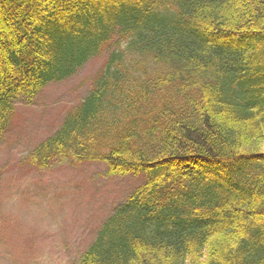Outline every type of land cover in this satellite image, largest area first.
Listing matches in <instances>:
<instances>
[{"label":"trees","instance_id":"trees-1","mask_svg":"<svg viewBox=\"0 0 264 264\" xmlns=\"http://www.w3.org/2000/svg\"><path fill=\"white\" fill-rule=\"evenodd\" d=\"M114 38L95 88L26 158L144 177L78 264H264V0H0V139L15 96Z\"/></svg>","mask_w":264,"mask_h":264},{"label":"rangeland","instance_id":"rangeland-1","mask_svg":"<svg viewBox=\"0 0 264 264\" xmlns=\"http://www.w3.org/2000/svg\"><path fill=\"white\" fill-rule=\"evenodd\" d=\"M124 46L114 38L71 77L48 84L31 100L12 99L13 117L0 139V264H78L102 223L143 183L142 175L108 176L103 163L58 159L40 170L26 163ZM128 73L142 71L128 67Z\"/></svg>","mask_w":264,"mask_h":264}]
</instances>
